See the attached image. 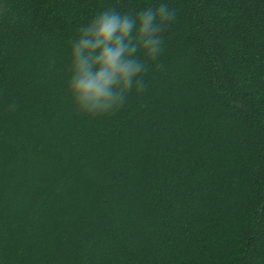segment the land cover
<instances>
[{
	"label": "trees",
	"instance_id": "1",
	"mask_svg": "<svg viewBox=\"0 0 264 264\" xmlns=\"http://www.w3.org/2000/svg\"><path fill=\"white\" fill-rule=\"evenodd\" d=\"M161 2L145 90L78 115L82 30ZM0 264H264V0H0Z\"/></svg>",
	"mask_w": 264,
	"mask_h": 264
},
{
	"label": "clouds",
	"instance_id": "2",
	"mask_svg": "<svg viewBox=\"0 0 264 264\" xmlns=\"http://www.w3.org/2000/svg\"><path fill=\"white\" fill-rule=\"evenodd\" d=\"M175 17V9L161 2L134 16L105 11L83 29L72 48L68 80L75 112L89 119L112 116L131 93L143 92V74L161 55L163 33Z\"/></svg>",
	"mask_w": 264,
	"mask_h": 264
}]
</instances>
